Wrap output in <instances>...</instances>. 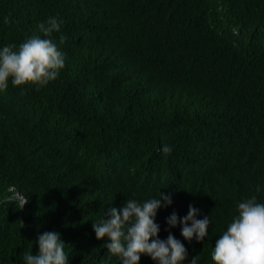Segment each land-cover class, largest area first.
<instances>
[{"label": "trees", "instance_id": "1", "mask_svg": "<svg viewBox=\"0 0 264 264\" xmlns=\"http://www.w3.org/2000/svg\"><path fill=\"white\" fill-rule=\"evenodd\" d=\"M53 15L60 75L0 92V264H23L48 230L70 264H119L94 219L158 188L173 197L160 237L184 242L185 264H214L236 202L264 199V0H0V45L43 35ZM190 203L212 220L202 241L167 224Z\"/></svg>", "mask_w": 264, "mask_h": 264}, {"label": "clouds", "instance_id": "2", "mask_svg": "<svg viewBox=\"0 0 264 264\" xmlns=\"http://www.w3.org/2000/svg\"><path fill=\"white\" fill-rule=\"evenodd\" d=\"M12 22L9 15L3 16L2 23ZM63 23V18L49 16L38 25L43 35H29L19 45H0V92L6 91L10 84L24 92L26 85L44 86L60 75L65 67V53L59 45L65 37L61 34L58 43L53 34L60 32ZM172 150L169 145L162 147L165 154ZM256 192H264V186L258 184ZM15 202L17 208H22L27 201L21 194ZM172 203V194L160 188L144 199L128 196L121 206H111L94 219L95 235L104 240L108 253L119 264H139L141 254L149 255L156 264H185L188 251L184 242L171 231L161 238L160 224L156 221L158 209ZM200 212V208L190 203L186 215L181 217L173 211L166 217L167 224L181 225V234L189 241L193 238L202 241L212 220L209 215L198 218ZM36 242L39 250L24 251L23 264H70L66 242L59 231L39 233ZM211 258L214 264H264V199L253 194L236 202L235 214L216 239ZM198 261L196 256L187 264Z\"/></svg>", "mask_w": 264, "mask_h": 264}]
</instances>
